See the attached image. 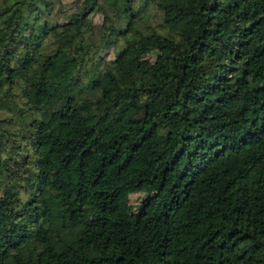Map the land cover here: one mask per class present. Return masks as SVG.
Listing matches in <instances>:
<instances>
[{
  "label": "trees",
  "instance_id": "1",
  "mask_svg": "<svg viewBox=\"0 0 264 264\" xmlns=\"http://www.w3.org/2000/svg\"><path fill=\"white\" fill-rule=\"evenodd\" d=\"M0 264H264V0H0Z\"/></svg>",
  "mask_w": 264,
  "mask_h": 264
}]
</instances>
